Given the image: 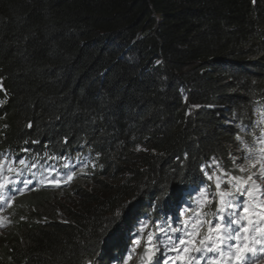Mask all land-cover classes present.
Listing matches in <instances>:
<instances>
[{
  "label": "trees",
  "instance_id": "obj_1",
  "mask_svg": "<svg viewBox=\"0 0 264 264\" xmlns=\"http://www.w3.org/2000/svg\"><path fill=\"white\" fill-rule=\"evenodd\" d=\"M0 83L1 153L86 154L71 189L11 204L0 264H123L140 221L214 184L202 164L258 176L230 156L264 128V0H0ZM65 194L81 203L60 217Z\"/></svg>",
  "mask_w": 264,
  "mask_h": 264
},
{
  "label": "snow or ice",
  "instance_id": "obj_2",
  "mask_svg": "<svg viewBox=\"0 0 264 264\" xmlns=\"http://www.w3.org/2000/svg\"><path fill=\"white\" fill-rule=\"evenodd\" d=\"M255 2L256 0H252V3ZM241 127L244 126L241 125ZM237 139L240 140V137L237 136ZM257 140L264 142V136L257 137L249 145H245V148L241 149L240 157L230 156L234 165L233 170L238 168L239 172L243 173L246 171L247 165L237 164V161L256 159ZM23 151H27V149H23ZM259 153L261 160L264 161V147L259 148ZM6 155L0 153V157ZM14 162L11 159L7 161L8 164ZM18 163L25 165L23 159H20ZM31 167H36V165L33 164ZM65 167L68 168L69 165L66 164ZM260 168L262 174L257 178L264 179V162L260 164ZM213 169H218L219 174ZM25 170H28L27 166L19 170L10 166L6 168L5 160L0 159V209L3 205L9 204L13 196L21 191L19 185L28 187L32 184V180L24 177ZM69 170L71 171V169ZM200 171L208 181H213L215 177L214 184L199 189V195L204 198L203 207L211 205L213 198L216 201V211L211 213L212 219H207L209 213L198 208L197 214L190 216L188 222L180 220L176 222V226H173L171 218L166 219L163 223L156 221L155 232L152 230L145 232L148 222L140 221L141 226L137 231V239L133 241L135 246H140L141 240H143V250L139 255L140 264H161V260H163V264H177V262L179 264H201V262L203 264H233V261L236 264H257V260L264 259V228L257 227L258 222L253 219L255 214L249 211L246 199L249 196L255 199L253 185H256V180L252 175L246 179L243 176L230 175L228 171L220 167L215 157L211 159L210 163L202 164ZM6 173H14V175L9 176ZM68 178L71 179L72 176L69 175ZM257 188L261 189V194L264 195V187L257 185ZM259 207L264 208V203ZM119 215V212L115 214V216ZM259 223H264V220ZM205 224L209 225L207 234H201L199 229ZM191 235L198 236L199 240L198 246L194 245L189 250L187 245L193 244V241L188 239ZM135 250V247L130 250V254L124 259L123 264H128L131 252H135ZM168 253H172L173 256H169ZM183 253H187V256ZM87 264H95V261L89 260Z\"/></svg>",
  "mask_w": 264,
  "mask_h": 264
},
{
  "label": "rangeland",
  "instance_id": "obj_3",
  "mask_svg": "<svg viewBox=\"0 0 264 264\" xmlns=\"http://www.w3.org/2000/svg\"><path fill=\"white\" fill-rule=\"evenodd\" d=\"M82 147H84V145H82ZM259 148L260 147H263V145H259L258 146ZM83 151H85V150H83ZM2 151H0V153H1ZM76 152V151H75ZM73 154V153H72ZM72 154H68L67 155V157H60V156H58V160H63V159H66V161L64 162V163H70V161H68V159L71 157V156H69V155H72ZM73 156V155H72ZM75 156V155H74ZM6 158L7 157H9V159H11V160H13L14 161V157H11V154H7L6 156H5ZM257 158H258V160H261V158H260V155H257ZM1 159H4V158H1ZM20 159H23L24 161H25V165H20L19 163H18V161L20 160ZM37 159H39V160H37ZM85 161L86 159H85V156L84 155H82L81 156V158H79L78 159V161ZM53 161H55V158H51L50 156H31V155H28V156H26V157H20V158H18L17 159V161H16V163L15 164H17L18 166H13V164L14 163H12V164H8L7 163V165H12V166H10V167H12V168H14V169H19V167L21 166V168L22 167H25V166H27V164H29V163H32L31 165H33V164H35V165H38V164H43V165H48L49 163H53ZM254 162H256V161H253V163L252 162H250L249 164H252V165H250V166H253V165H255L254 164ZM259 163V165L262 163V160L261 161H258ZM264 162V161H263ZM48 163V164H47ZM257 163V162H256ZM6 165V167H9V166H7ZM65 165L66 164H63V166H64V168H65ZM259 165H257V166H259ZM28 169L29 168H35V167H31V166H28L27 167ZM76 170V171H75ZM79 170H82V166H77L76 165V167L74 168V171H73V173H72V178L71 179H67V181H66V179L63 177V179H61L59 176H54L53 177V179H50L49 178V182L51 181V184L52 185H55V186H57V183H58V181L59 180H61V182L62 183H64V185H65V187H63L64 189H71L72 188V186L76 183V178L78 177V175L76 174ZM47 172H48V170H47ZM79 173V172H78ZM102 180H105V181H107V179H105V178H103ZM69 181V182H68ZM88 181V182H87ZM83 185H85L86 186V190H88L89 192H91V193H94V191H95V189L97 188V185L95 184L94 185V183H92V182H90L89 181V179L88 180H86V182H85V184H83ZM257 185H260L259 183H256V185H253V186H256V189H255V191H254V194H253V196H255L256 197V202H255V205L257 204V201H259L260 199H262V198H264L263 196L264 195H262L261 194V189H259V188H257ZM260 186H263L264 187V185H260ZM43 189H45V190H50V191H56V190H54V189H48V188H44V187H42ZM98 189V188H97ZM98 191V190H97ZM257 191H260L259 192V194L257 193ZM190 192V194L191 195H193V193H194V190H190L189 191ZM256 192V193H255ZM30 193V192H29ZM256 194V195H255ZM257 194L260 196V197H258L257 196ZM262 195V196H261ZM209 198H211V197H209ZM203 199L204 198H200V199H198L197 201H196V203L194 202V206H192V208H195L196 209V211H198V208L202 211V209H201V207H202V205H203ZM78 203H81V200L79 199V197H78V195H76V194H65V195H62L61 197H59L58 199H56L55 198V201L53 202V207H54V210H55V212L57 213V216H63L64 214H65V210L67 209V208H76L77 207V205H78ZM190 202L189 201H184L183 200V202L182 203H180L179 205H175L174 207H173V209H172V212L174 211V210H176V212H177V214L179 215V216H182L183 214H184V216H185V213H186V210L188 209L187 207L188 206H190ZM262 204V203H261ZM260 204V205H261ZM210 206V205H209ZM256 206H258V204L256 205ZM258 210L260 209L259 208V206H258V208H257ZM261 210H264V208H261ZM172 214H175V213H172ZM3 218L5 219V216H3ZM158 219L159 220H162L161 219V217H159L158 216ZM157 219V220H158ZM168 219V218H167ZM145 221H147V220H145ZM148 222V221H147ZM161 222V221H160ZM185 222H187V221H185ZM148 224H149V222H148ZM150 229H148V227L147 228H145V232H147V231H149ZM153 231V230H152ZM1 234H2V227H0V236H1ZM133 239H134V241L137 239V233L133 236ZM135 247H138V246H135ZM142 252V251H141ZM140 252V253H141ZM137 253V254H136ZM140 253L139 252H137V251H135V252H132V257L133 258H137L138 259V261H139V255H140ZM127 254H129V252L127 253ZM259 264H264V261H262V262H260Z\"/></svg>",
  "mask_w": 264,
  "mask_h": 264
},
{
  "label": "bare ground",
  "instance_id": "obj_4",
  "mask_svg": "<svg viewBox=\"0 0 264 264\" xmlns=\"http://www.w3.org/2000/svg\"><path fill=\"white\" fill-rule=\"evenodd\" d=\"M1 115V114H0ZM243 134V133H242ZM244 148V147H243ZM259 148V147H258ZM256 150H258V149H256ZM259 151V150H258ZM82 155H86V154H80L79 156H77V157H81ZM16 159V158H15ZM259 161H261V160H259ZM263 162V161H262ZM254 163H256V162H254ZM258 163V162H257ZM64 164V163H63ZM252 165V164H251ZM259 165V164H258ZM259 167V166H258ZM251 168H254L253 166H251ZM259 169H260V167H259ZM257 170H258V168H257ZM261 170V169H260ZM247 171V170H246ZM246 179V178H245ZM263 187V186H262ZM259 192L260 191H257V193L259 194ZM254 193V192H253ZM256 193V192H255ZM257 194V196L258 197H260L259 195ZM256 195V194H255ZM262 196V195H261ZM264 197V196H263ZM246 199H247V201H248V206H249V211L250 212H253L255 215L253 216V219H254V221H256V222H258L257 223V227H259V228H264V223H259L261 220H264V210H261V208L258 210L257 208H258V206L261 204V203H258V201H257V204H258V206H256L255 205V202L256 201H254V199L252 200V201H254V203H252L251 202V200H250V196L249 197H246ZM255 199H256V197H255ZM262 200V199H261ZM262 202V201H261ZM263 203V202H262ZM12 204V203H11ZM11 204L9 205V207L11 206ZM8 207V208H9ZM212 208V207H211ZM8 221V220H7ZM6 223V220H4V218H3V215L1 216L0 215V227H2V225L3 224H5ZM249 227H251V225H249ZM257 235H259V233H257ZM137 254V253H136ZM119 255V254H118ZM248 255H251V254H248ZM132 259V258H131ZM262 261H264V259H262V260H257V264H259L260 262H262ZM233 263H236L235 261H233Z\"/></svg>",
  "mask_w": 264,
  "mask_h": 264
}]
</instances>
